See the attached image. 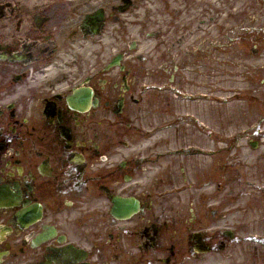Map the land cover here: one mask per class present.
Wrapping results in <instances>:
<instances>
[{"label":"flooded vegetation","instance_id":"1","mask_svg":"<svg viewBox=\"0 0 264 264\" xmlns=\"http://www.w3.org/2000/svg\"><path fill=\"white\" fill-rule=\"evenodd\" d=\"M192 14L188 0H0V264H205L231 249L215 210L170 196L171 140L138 150L144 120L154 138L173 126L172 51L204 25ZM126 16L152 31L150 88L122 55ZM122 200L138 205L127 219Z\"/></svg>","mask_w":264,"mask_h":264},{"label":"rangeland","instance_id":"2","mask_svg":"<svg viewBox=\"0 0 264 264\" xmlns=\"http://www.w3.org/2000/svg\"><path fill=\"white\" fill-rule=\"evenodd\" d=\"M194 4L200 8L199 19L206 12L207 28L173 53L184 58L181 75L186 92L194 93L195 100H174L171 119L175 115V121L179 122V118L182 124L177 128L179 132L168 131L174 141L168 149L174 155L176 150L188 149V143L184 147L177 143V134L182 133L204 140L205 148L201 149L207 152L193 158H170L177 163L176 176L183 159L190 160L191 167L197 166L185 174L192 188L178 180L177 187L185 185L186 190L174 194V202L205 201L225 216L211 225L213 229H231L235 233L236 245L217 257H207L206 262L264 264V0H206ZM149 33H137L133 28L126 33L128 44L141 45L135 54L147 58V63L138 69L148 72L152 52ZM185 116H195L204 127L195 121L194 125L206 130V134L221 133V150L212 141L214 137L210 140L196 132L191 120H183ZM159 136L164 137L162 133ZM255 142L258 146L253 149L251 143Z\"/></svg>","mask_w":264,"mask_h":264}]
</instances>
